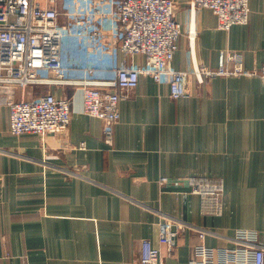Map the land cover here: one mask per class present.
I'll return each mask as SVG.
<instances>
[{"label": "crops", "instance_id": "0c3cea01", "mask_svg": "<svg viewBox=\"0 0 264 264\" xmlns=\"http://www.w3.org/2000/svg\"><path fill=\"white\" fill-rule=\"evenodd\" d=\"M173 2L182 30L174 69H214L222 51L242 54L248 70L264 65V0H248V23L227 32L218 30L211 10ZM57 7L86 12L111 5L57 0ZM64 50L65 62L103 64L110 49L106 39L71 36ZM115 61L145 63L119 51ZM46 91L71 99V119L65 132L44 138L12 135L0 99V264H139L142 240L160 249L165 264H190L200 229L207 247L233 248L240 232L264 247V80L199 82L191 75L187 95L173 100L167 84L142 76L121 93L111 144L102 122L83 113L81 87H16L15 95L32 99ZM192 177L223 181L220 216L204 215L209 207L187 188ZM164 222L175 232L168 248L159 243Z\"/></svg>", "mask_w": 264, "mask_h": 264}, {"label": "built area", "instance_id": "2783aa9c", "mask_svg": "<svg viewBox=\"0 0 264 264\" xmlns=\"http://www.w3.org/2000/svg\"><path fill=\"white\" fill-rule=\"evenodd\" d=\"M82 2L84 0H75ZM108 10L58 9L57 0H0V99L9 112L12 135L33 134L40 138L65 132L71 119V99L55 97L46 91L32 99L16 98L15 88L24 92L36 85L81 87L82 109L87 116L103 124L104 140L111 144L113 128L119 121L121 93L134 90L139 78L149 77L157 84H167L170 98L187 95V81L228 75L257 76L264 80V65L246 70L242 56L235 51L220 52L215 69L193 66L190 71L173 68L172 62L182 34L176 20L173 0H107ZM190 11L209 9L217 18V28L229 31L246 25L248 0H188ZM93 18L103 20L100 26ZM71 36H86L90 43L101 39L109 44L108 60L103 64L64 61V43ZM193 39V35L191 36ZM144 58L143 66H118L116 53ZM74 71L82 74L73 80ZM45 73L46 75H41ZM167 180H161V185ZM221 179L192 177L187 180L189 194L200 198L208 210L204 215L220 216ZM182 227V226H181ZM205 230H198L200 240L192 249L190 264H264V247L255 244L247 232L237 234L234 248H211L203 244ZM175 232L171 223H161L159 243L167 248ZM139 264H165L159 248L142 240Z\"/></svg>", "mask_w": 264, "mask_h": 264}, {"label": "rangeland", "instance_id": "374dc122", "mask_svg": "<svg viewBox=\"0 0 264 264\" xmlns=\"http://www.w3.org/2000/svg\"><path fill=\"white\" fill-rule=\"evenodd\" d=\"M193 40V39H192ZM241 56H242V54H241ZM242 61H243V58H242ZM244 66V65H243ZM262 67V66H261ZM261 67H259V68H261ZM245 68V67H244ZM259 68H257V69H259ZM215 69V68H214ZM246 69V68H245ZM246 70H248V69H246ZM250 70H252V69H250ZM260 74H257V77L258 78H260V76H259ZM219 76V75H218ZM228 76H236V75H228ZM240 76H245V75H240ZM216 77V76H215ZM261 79V78H260ZM28 89V88H27ZM27 89L25 90V92L27 91ZM43 93H45V92H41V94H43ZM40 94V93H39ZM10 131V130H9ZM196 196V195H195ZM201 201V200H200ZM234 248V247H233ZM228 249H231V248H228Z\"/></svg>", "mask_w": 264, "mask_h": 264}]
</instances>
